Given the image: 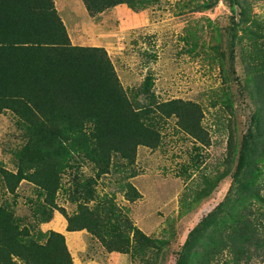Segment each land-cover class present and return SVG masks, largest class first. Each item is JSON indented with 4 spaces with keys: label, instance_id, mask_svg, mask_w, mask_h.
<instances>
[{
    "label": "rangeland",
    "instance_id": "374dc122",
    "mask_svg": "<svg viewBox=\"0 0 264 264\" xmlns=\"http://www.w3.org/2000/svg\"><path fill=\"white\" fill-rule=\"evenodd\" d=\"M211 1L205 9L202 0H149L139 9L119 3L85 16L82 0L53 1L66 22L64 9L72 8L73 26H65L70 43L103 48L134 109L154 107L148 122L160 140L153 147L139 145L131 162L112 153L106 172L85 154H73L52 204L28 180L8 192L0 173V205L10 207L35 237L62 233L80 264H174L188 232L224 200L235 168L228 144L254 128L260 105L252 75L255 67H264V0ZM253 44L259 50L253 51ZM173 99L199 106L204 142L181 128L175 115L157 108ZM29 135L13 109L0 110V167L16 171L15 150ZM251 144L253 153L261 149ZM126 182L139 194L132 201L122 190ZM81 204L95 208L108 228L116 226L113 204L154 243H144L140 255L120 256L84 229L67 231L66 216ZM253 208L264 211L262 204ZM241 262L264 264V256Z\"/></svg>",
    "mask_w": 264,
    "mask_h": 264
},
{
    "label": "trees",
    "instance_id": "16d2710c",
    "mask_svg": "<svg viewBox=\"0 0 264 264\" xmlns=\"http://www.w3.org/2000/svg\"><path fill=\"white\" fill-rule=\"evenodd\" d=\"M82 1L89 15L119 3L139 9L149 2ZM212 4L202 0L200 7ZM252 49L259 50L256 44ZM253 73L260 105L253 115L254 128L248 127L239 141L228 144L229 157L235 160L229 189L224 200L188 232L174 264H241L242 259L264 256V211L253 208L264 205V67H255ZM3 108L13 109L30 134L15 150L16 171L0 167L5 187L13 193L22 180H28L44 191L51 204L73 154H85L100 172H106L112 153L131 162L139 145L153 147L160 140L158 130L148 122L154 107L134 109L103 48L70 43L53 0H0V110ZM157 108L175 115L181 128L205 141L199 106L173 99ZM251 142L259 143L261 149L253 153ZM122 190L131 201L139 196L130 182ZM110 206L116 226L108 228L95 208L81 204L66 216V230L84 229L106 251L131 256L143 253L144 243H154L123 211ZM251 214L255 216L251 218ZM44 236L46 241L41 242ZM0 264L74 263L62 233L51 230L35 237L20 225L10 207L0 205Z\"/></svg>",
    "mask_w": 264,
    "mask_h": 264
},
{
    "label": "crops",
    "instance_id": "0c3cea01",
    "mask_svg": "<svg viewBox=\"0 0 264 264\" xmlns=\"http://www.w3.org/2000/svg\"><path fill=\"white\" fill-rule=\"evenodd\" d=\"M54 1V0H53ZM71 6H69V7H72V4H70ZM62 7H64V5H62ZM56 8V7H55ZM64 9V8H63ZM65 10V13H66V15H68L67 16V19H68V22H66V20H65V17L62 15V13L60 12V17H61V19L64 21V23H65V26H66V28L68 29V27H70L71 28V26H73V21H72V19L73 18H71V17H69V15H71V14H69L68 13V10H72V8H68V10L67 9H64ZM72 13V12H71ZM85 15H89V13L87 12V10L85 11V13H84V16ZM84 18V17H83ZM68 249H69V247H68ZM69 251H71V249H69ZM112 252H114L115 253V251H112ZM117 253H119L120 254V256H127V253H120V252H117ZM72 259H73V263L74 264H80V262L78 261V259H76V256H72ZM78 262V263H77Z\"/></svg>",
    "mask_w": 264,
    "mask_h": 264
}]
</instances>
